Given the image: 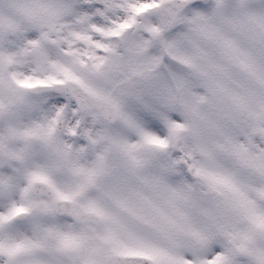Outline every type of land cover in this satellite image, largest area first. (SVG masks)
Masks as SVG:
<instances>
[{"label":"clouds","instance_id":"1","mask_svg":"<svg viewBox=\"0 0 264 264\" xmlns=\"http://www.w3.org/2000/svg\"><path fill=\"white\" fill-rule=\"evenodd\" d=\"M0 264H264V0H0Z\"/></svg>","mask_w":264,"mask_h":264}]
</instances>
